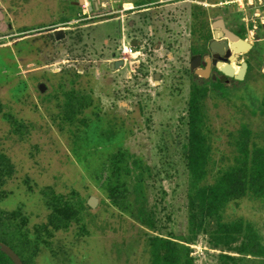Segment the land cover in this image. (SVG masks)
I'll return each instance as SVG.
<instances>
[{
	"label": "rangeland",
	"instance_id": "obj_1",
	"mask_svg": "<svg viewBox=\"0 0 264 264\" xmlns=\"http://www.w3.org/2000/svg\"><path fill=\"white\" fill-rule=\"evenodd\" d=\"M0 10V24L11 25L0 26V150L16 170L3 187L7 195L0 209L21 207L33 229L48 214L41 194L45 186L68 195L79 208L69 229L51 238L56 255L42 248L35 264H149L147 238L153 234L187 242L195 264H215L221 252L237 255L211 244L215 219H207L195 236L188 230L187 101L192 81L208 86L204 108L214 165L224 166L242 125L264 145V74L251 71L226 82L221 93L211 89V80L185 75L186 60L170 58L162 49L154 55L140 49L145 54L138 68L130 57L111 71L108 62L115 54L104 31L114 30V18L71 24L70 12L57 0H0ZM51 24L63 27L65 36L56 39L52 28L35 30ZM154 71L161 79H153ZM73 87L93 96L84 127L61 120L63 92ZM118 150L152 167L149 201L156 206L158 229L142 226L108 202L101 172ZM90 196L96 198L93 207L87 204ZM224 217L250 222L264 244V199L231 201Z\"/></svg>",
	"mask_w": 264,
	"mask_h": 264
},
{
	"label": "trees",
	"instance_id": "obj_2",
	"mask_svg": "<svg viewBox=\"0 0 264 264\" xmlns=\"http://www.w3.org/2000/svg\"><path fill=\"white\" fill-rule=\"evenodd\" d=\"M223 81L211 82V89L223 93ZM208 91L205 83L190 85L187 101V137L183 145L186 159L188 230L194 236L204 229L207 219H215L216 228L210 235L215 247H224L215 264H264V244L260 234L250 222L241 219L226 220L227 204L242 198L264 199V145L252 140V131L242 125L233 139L230 162L215 167L212 154V138L204 108ZM60 104L61 120L67 125L86 126V111L93 105V96L75 87L63 92ZM264 113V93L261 100ZM20 126H16L19 130ZM10 158L0 150V199L6 197L3 188L15 175ZM154 178L152 167L124 150L113 153L101 172V186L108 202L126 213L146 228L158 229L159 218L155 204L149 201L150 180ZM41 194L48 209L46 221L28 228L27 216L21 207L0 209V241L9 245L21 258L22 264H35L36 256L46 248L52 256L54 232L69 229L77 219L78 205L63 193L45 186ZM87 207V205H84ZM187 243V242H186ZM179 240L153 234L147 238L149 264H195L189 246ZM245 258V259H244ZM0 264H14L0 250Z\"/></svg>",
	"mask_w": 264,
	"mask_h": 264
},
{
	"label": "flooded vegetation",
	"instance_id": "obj_3",
	"mask_svg": "<svg viewBox=\"0 0 264 264\" xmlns=\"http://www.w3.org/2000/svg\"><path fill=\"white\" fill-rule=\"evenodd\" d=\"M57 1L60 2L62 11L70 12V20L67 22L71 24H85L86 20L97 17L100 20H116L114 30L104 31L110 38L105 44L109 45V50L115 54L108 62L111 71L123 68L130 62V57L134 58L132 61L137 63L135 67L138 68L140 60L143 59L139 57L145 54L140 49L149 51L148 54L151 55L162 49L166 51V55L171 56L170 58L179 56L186 60L183 68L185 75L208 79L211 82L221 79L222 86L238 79L221 72L217 61L230 62L233 74L240 69L244 77L251 71L264 74V0ZM0 14L2 17L1 10ZM230 14L234 16L232 23ZM3 24L5 28L11 27L5 22L0 26ZM251 25L253 32L249 33ZM47 28H52L49 30L53 31L56 39L65 36L64 28L55 24L40 25L35 30ZM224 29L246 40H250V36L251 47L235 52L229 47V39L223 36ZM220 32L222 35H219ZM212 44L216 50H212ZM119 60H122V63L116 66ZM207 66V77L196 73V69ZM156 76V79H161L159 71L152 72L154 80Z\"/></svg>",
	"mask_w": 264,
	"mask_h": 264
},
{
	"label": "water",
	"instance_id": "obj_4",
	"mask_svg": "<svg viewBox=\"0 0 264 264\" xmlns=\"http://www.w3.org/2000/svg\"><path fill=\"white\" fill-rule=\"evenodd\" d=\"M1 17V14H0ZM4 26V24L1 26V28ZM225 30V34L223 36L227 37L229 39V47H231L235 52H240V51H244L248 48L251 47V40H246L243 38L238 37L236 34H234L233 32L229 31L228 29H224ZM218 35V34H216ZM219 35H222V33L220 32ZM212 50H216L213 46V44L211 45ZM120 63H122V60H119V63H116V66H118ZM217 67L219 68V70L221 72H223L225 75L230 76L233 75L236 79L238 80H242L244 75L240 70H238V72L236 74H233L234 72H232L230 70V62H225L223 63L222 61H217ZM244 64L243 63V68H244ZM192 67H193V63H192ZM196 73H198L201 76L207 77L208 76V66L206 68H202V69H196ZM157 78V76L155 77V79ZM39 88L40 90H42L44 88L43 84H39ZM96 202V198L93 196H90L87 200V204L90 207H93L94 204ZM0 250H2L3 252H5L14 262V264H22L21 258L19 257V255L7 244H5L4 242L0 241Z\"/></svg>",
	"mask_w": 264,
	"mask_h": 264
}]
</instances>
